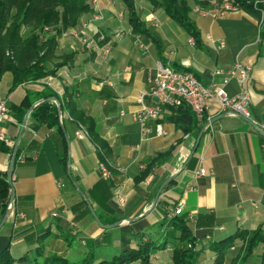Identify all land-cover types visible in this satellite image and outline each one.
Here are the masks:
<instances>
[{
    "label": "crops",
    "instance_id": "0c3cea01",
    "mask_svg": "<svg viewBox=\"0 0 264 264\" xmlns=\"http://www.w3.org/2000/svg\"><path fill=\"white\" fill-rule=\"evenodd\" d=\"M187 2L199 46H191L185 31L149 0H135L134 8L155 42L132 32L121 0H88L90 11L57 39V62L62 56L71 55V59L51 77L57 76V83L68 75L63 93L67 92L77 110L92 120L99 140L107 145L108 181L98 170V147L89 136L77 138L78 124L66 112L62 113L63 134L56 128L33 124L30 111L42 102L38 94L48 88L50 76L26 81L11 91L12 74L2 75L0 100L6 102L9 115L1 129L13 146H0L13 152L11 155L0 148V176L12 172L11 187L6 176L2 178L5 185L0 181V224L6 220L0 227V252L8 246L15 264L41 263L49 256L78 263L86 256L89 241L99 244L94 250L96 261H109L123 251L136 249L148 238L160 241L163 232L159 224L172 218L177 206H182V214L190 218L187 227L195 239V250L201 252L198 264H213L208 249L213 242L238 231L260 229L264 233V137L249 120L224 117L218 104L211 101L207 115L212 131L201 128L197 137L185 134L165 112L160 121L165 135L155 137L154 123H148L151 134L141 141L134 118L140 109L138 97L149 92L161 59L167 66L197 74L205 85L214 70L227 72L235 63L248 66V113L250 120L264 122L260 23L242 10L220 12L214 5L205 9V15L194 13V0ZM97 14L101 21L93 20ZM83 25L89 26L86 29ZM72 30L79 32L84 43L72 35ZM106 44L110 54L103 59L98 49ZM52 66L48 64L49 69ZM214 82L230 96L240 92L235 80L225 86L220 78ZM144 102L150 106L153 100L145 97ZM28 104L30 110H26ZM64 152L66 168L60 163ZM14 154L23 163L14 162ZM199 169L206 173L195 177ZM72 182L97 218L105 224L114 221L112 225L117 227L101 229ZM12 190L14 210L21 216L15 219L4 213ZM178 245L176 239L169 240L163 250L151 253L150 264H173ZM40 246L42 254L37 257ZM240 246L237 243L226 252L225 264L235 260ZM262 253L264 245H259L245 264H260Z\"/></svg>",
    "mask_w": 264,
    "mask_h": 264
},
{
    "label": "trees",
    "instance_id": "16d2710c",
    "mask_svg": "<svg viewBox=\"0 0 264 264\" xmlns=\"http://www.w3.org/2000/svg\"><path fill=\"white\" fill-rule=\"evenodd\" d=\"M121 1L127 9L128 23L132 32L155 42L154 37L139 21L134 8L135 0ZM219 1L222 0H194V5L207 9ZM232 1L240 10L258 20L261 25L260 41H264V22H261L264 0ZM149 3L152 7L161 9L169 19L181 27L193 40L195 46L200 45L199 34L190 19L191 8L187 0H149ZM89 11L88 0H0V81L5 72H10L13 76L12 91L26 81L35 82L54 76L57 70L71 59V55L62 56L60 62H57L59 60L55 55L57 39L67 30L76 27L79 18ZM160 62L162 65H166L162 59ZM50 63L53 65L51 69L48 68ZM171 68L176 71L191 72L174 66ZM194 75L200 80L197 74ZM38 95L42 100L41 103L33 109L29 104L26 106V110L31 109L30 117L33 124L56 128L63 134L62 123L59 122V113L66 112L74 122L85 128L91 141L98 147L99 162L108 170L106 159H108L110 152L107 145L99 140L92 120L77 110L76 104L70 100L67 92H64L60 97L49 88H45ZM52 97L57 100L59 109L54 103L48 101ZM166 112L168 113L167 119L181 128L185 134L193 133L196 137L198 136L202 126L195 119L189 107L182 105L177 108H166ZM63 143H66L64 139ZM0 148L12 155L13 151L1 146ZM160 157L158 156V158ZM17 158V154H14V162ZM60 163L66 168L65 152L60 158ZM5 176H0V181L1 183L4 182V185L5 181L2 178ZM144 177L145 175L141 179ZM98 220L103 226L116 223L112 221L105 224L100 218ZM187 223L188 219L185 214L165 219L159 224L163 232L160 241H152L148 238L145 242L141 241L136 249L123 251L109 261L97 262L94 250L99 244L89 241L87 242V254L81 262H71L60 257L49 256L44 258L41 263L35 262V264H131L135 262L150 264L151 253L155 250H163L168 241L172 239L179 242L173 251V264H198L201 252L195 250L196 242L187 227ZM237 243H241V246L237 257L231 264H245L248 259L253 257L258 246L264 245V233L260 229L253 232L238 231L226 239L211 243L208 249L213 257V264H225L226 252L234 248ZM41 247L35 253L37 257L42 254ZM26 259L23 258V260ZM0 264H15L8 246L0 252ZM260 264H264V253L261 254Z\"/></svg>",
    "mask_w": 264,
    "mask_h": 264
},
{
    "label": "built area",
    "instance_id": "2783aa9c",
    "mask_svg": "<svg viewBox=\"0 0 264 264\" xmlns=\"http://www.w3.org/2000/svg\"><path fill=\"white\" fill-rule=\"evenodd\" d=\"M200 1V0H199ZM220 12H238L240 9L233 3L232 0H222L213 4ZM192 12L205 15L207 12L205 9L198 5H194ZM94 21H101L102 17L100 15H95L93 17ZM261 22H264V12L261 13ZM89 25H83V28H88ZM72 35L78 38L81 42L84 41L79 37V32L77 30H72ZM100 41L104 38L99 33H95ZM138 41V38H137ZM191 46H194L192 39L188 41ZM222 45V43H221ZM143 51L146 48L140 46ZM100 56L104 59L110 54V46L106 44L102 48L98 49ZM250 68L248 66L242 65L240 63L233 64L227 72H222L220 70H214L209 75V84H203L193 73L187 71H176L170 66L158 64L154 77L151 81V86L149 92L145 96L138 97V103L140 105L139 111L135 114L134 118L139 125V134L141 141L147 139L151 134L150 129L147 127L148 123H154V135L155 137H162L165 135L160 121L163 119L166 108H177L182 105L189 107L190 111L194 115L195 119L202 126L201 128L212 131V121L207 115L208 104L214 101L218 104L220 112L224 117H241L243 119L249 120L253 128L264 137V122H255L250 120L248 113V107L250 104L249 96V83H250ZM68 75L65 74L63 80L54 83L56 78H48L46 81L47 87L53 91L57 96L63 94V88L67 86L65 78ZM220 78L222 84L225 86L231 80H235L240 92L237 96H230L223 87L218 86L214 80ZM149 100L156 99L153 101L152 105L148 106L145 104L144 99ZM9 115V110L4 100H0V144L8 145L12 148V143L9 142L5 134L2 132L1 125L7 121ZM65 119L62 113H59V122ZM68 119V118H67ZM77 138L79 140L88 138V133L85 128L78 125ZM19 163H23L22 159L17 160ZM98 170L101 178L105 181L110 180L111 174L107 168L99 162ZM204 169H199L194 175L195 177L204 176ZM123 204V203H122ZM182 206H177L172 214L173 216H179L182 214ZM5 213L8 218L15 219L19 214H16L14 210L13 201H9L5 208ZM56 214H53L55 217ZM21 217V216H20ZM190 220V218H188ZM233 249V248H231Z\"/></svg>",
    "mask_w": 264,
    "mask_h": 264
},
{
    "label": "water",
    "instance_id": "95a60500",
    "mask_svg": "<svg viewBox=\"0 0 264 264\" xmlns=\"http://www.w3.org/2000/svg\"><path fill=\"white\" fill-rule=\"evenodd\" d=\"M48 101L54 103V104L58 107V109H59L58 102H57V100H56L54 97L49 98ZM153 101L156 102L157 100L154 99ZM200 137H201V135H200V136L198 137V139H197V144L199 143V139H200ZM67 143H68V142H67ZM197 144H196V146H197ZM15 149H16V148H15ZM195 149H196V147H195ZM195 149L192 151V153H191V155H190V158L193 156V154H194V152H195ZM11 176H12V172H11V170H10V171L7 173V176H6V182H7V184H8L10 187L12 186V183H11ZM169 181H170V180H167L166 183H168ZM72 185H73V187L77 190L78 194H79L80 196H82V193H81V191L77 188L76 184H75L74 182H72ZM163 188H164V185H163V186L160 188V190L158 191L157 197L159 196V194L161 193V191L163 190ZM13 198H14V192H13V190H12L10 200L12 201ZM82 198H83V200H84V202H85V204H86V206H87V208H88V210H89V212H90L91 217L93 218V220L96 222V224H97L101 229H103V230H109V229H113V228L117 227V225L103 226V225L99 222V220H98V218H97V216H96L94 210H93L92 207L90 206L88 200H87L85 197H83V196H82ZM155 203H156V202H155ZM5 221H6V220H5V218H4V219L2 220V222H1V224H0V227L5 223Z\"/></svg>",
    "mask_w": 264,
    "mask_h": 264
},
{
    "label": "rangeland",
    "instance_id": "374dc122",
    "mask_svg": "<svg viewBox=\"0 0 264 264\" xmlns=\"http://www.w3.org/2000/svg\"><path fill=\"white\" fill-rule=\"evenodd\" d=\"M239 246V245H238ZM239 248L237 247V248H235V250H238ZM239 251V250H238Z\"/></svg>",
    "mask_w": 264,
    "mask_h": 264
}]
</instances>
